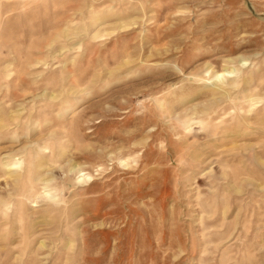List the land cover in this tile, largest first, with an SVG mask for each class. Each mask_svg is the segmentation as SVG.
<instances>
[{"label":"rangeland","instance_id":"1","mask_svg":"<svg viewBox=\"0 0 264 264\" xmlns=\"http://www.w3.org/2000/svg\"><path fill=\"white\" fill-rule=\"evenodd\" d=\"M0 264H264V0H0Z\"/></svg>","mask_w":264,"mask_h":264}]
</instances>
